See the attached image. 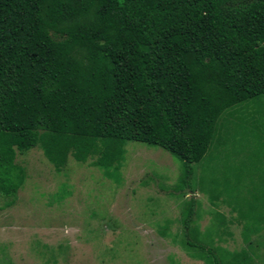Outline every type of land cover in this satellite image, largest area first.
Returning a JSON list of instances; mask_svg holds the SVG:
<instances>
[{"label": "trees", "instance_id": "16d2710c", "mask_svg": "<svg viewBox=\"0 0 264 264\" xmlns=\"http://www.w3.org/2000/svg\"><path fill=\"white\" fill-rule=\"evenodd\" d=\"M263 94L264 0H0V195L23 181L16 151L38 147L56 171L90 158L118 180L124 145L137 141L179 161L173 190L229 206L245 172L228 164L232 148L252 138L264 154ZM248 105L249 118L234 115ZM259 161L238 214L246 243L264 228ZM197 204L181 208L185 244L204 264H248L245 249L214 243L218 211L199 233Z\"/></svg>", "mask_w": 264, "mask_h": 264}, {"label": "rangeland", "instance_id": "374dc122", "mask_svg": "<svg viewBox=\"0 0 264 264\" xmlns=\"http://www.w3.org/2000/svg\"><path fill=\"white\" fill-rule=\"evenodd\" d=\"M257 101L264 109V94ZM239 114L249 118V105ZM259 147L250 138L232 148L237 153H230L228 164L245 174L228 187L234 196H226L229 206L221 200L211 206L197 189L173 190L179 161L141 142L125 143L118 180L89 164L90 158L80 163L68 156L56 171L38 147L16 151L14 162L24 176L13 198L0 195V264H204V250L188 247L182 236L181 208L189 197L198 202L200 234L218 211L225 222L212 235L214 243L228 251L245 249L248 264H264V228L243 242L238 217L261 175L255 170L264 159L263 151L254 153Z\"/></svg>", "mask_w": 264, "mask_h": 264}]
</instances>
